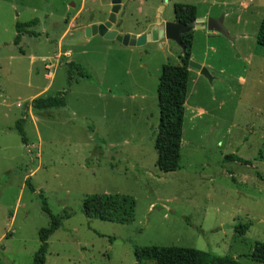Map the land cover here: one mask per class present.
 <instances>
[{
    "label": "rangeland",
    "instance_id": "rangeland-1",
    "mask_svg": "<svg viewBox=\"0 0 264 264\" xmlns=\"http://www.w3.org/2000/svg\"><path fill=\"white\" fill-rule=\"evenodd\" d=\"M82 4L0 0V264L34 263L39 232L51 223L41 193L54 216L72 213L49 238L46 264H136L135 248L147 246L256 264L242 257L264 243V47L256 40L264 0H86L81 28L63 32H69L64 49L73 57H61L54 86L42 96L65 90L66 107L53 110V119L37 116L30 101L50 83L42 56L61 42L63 23L51 26L47 39L45 19L34 28L40 42L23 39V49L38 58L35 65L18 54L16 23L44 13L76 14ZM176 4L196 6L198 19L224 16L231 39L193 31L180 169L164 173L155 149L158 86L163 66H180L183 50L167 38L137 48L107 37H136L158 19L175 22ZM108 11L116 22L109 29ZM92 22H103V33L89 35ZM68 61L82 65L91 78L72 73L70 80ZM20 120L25 144L16 129ZM230 155L251 165L225 161ZM94 194L134 198L135 222L87 218L83 203ZM247 224L246 235L236 233Z\"/></svg>",
    "mask_w": 264,
    "mask_h": 264
},
{
    "label": "trees",
    "instance_id": "trees-1",
    "mask_svg": "<svg viewBox=\"0 0 264 264\" xmlns=\"http://www.w3.org/2000/svg\"><path fill=\"white\" fill-rule=\"evenodd\" d=\"M175 22L183 26H190L198 19V8L194 5L176 4ZM40 24L38 19L28 23H17V36L14 45L19 46L23 35H35L33 30ZM257 44L264 47V18L262 20L258 35ZM184 47L180 66L164 65L158 86V105L160 109V123L155 138V149L158 154L157 165L164 173L177 172L180 169L181 149L184 137V125L186 118V103L189 96L190 85V62L194 42V32L191 31L181 36ZM69 78L72 80L76 73L82 79H90L91 76L79 64L71 63L68 66ZM38 116L53 119L51 110L66 107L64 94L52 98H39L32 102ZM16 129L22 137L24 144L27 142L23 129V120L16 124ZM225 161L236 162L241 165L250 166L251 162L239 158L237 155H230ZM235 181V179H234ZM32 192L35 188L29 183ZM43 201V210L51 217L48 228L39 232L40 247L36 252L33 264H46L50 245L49 238L55 234L63 224V221L70 219L72 213L68 210L62 216H54L46 202L43 193L40 194ZM137 202L134 198L121 194H94L85 198L83 203L84 215L92 220L131 225L135 222ZM250 225L236 227V233L244 236L249 231ZM136 264H243L231 257H220L196 249L179 247L147 246L136 247L134 250ZM247 261L264 264V243H256L250 255L242 257Z\"/></svg>",
    "mask_w": 264,
    "mask_h": 264
},
{
    "label": "crops",
    "instance_id": "crops-1",
    "mask_svg": "<svg viewBox=\"0 0 264 264\" xmlns=\"http://www.w3.org/2000/svg\"><path fill=\"white\" fill-rule=\"evenodd\" d=\"M81 1V0H80ZM83 1V3L85 4L86 3V0H82ZM76 4V3H75ZM75 4H73V7L75 6ZM84 4H82L83 6L81 7V6H76V9H74V10H76L77 12H76V14H70L71 12H68L67 14H63V16L62 17H58V18H54V15L53 14H49V15H47V14H43V17L42 18H33L32 20H34V19H38L39 20V22H40V24L37 26V27H43L44 26V20L46 19V20H48V22H50V26H48V25H45L44 27H43V31H44V34L46 35V38L48 39V38H50L51 37V35H50V31L52 32V30H51V26H56V25H58V24H61V23H63L62 24V26H60V32H64V29H65V27H69V28H71V27H73V29H80L81 27H79V20H80V18H81V16H82V13H83V11H85V9H86V7H85V5ZM67 8H69L68 7V5H67ZM110 13V14H109ZM113 13V12H112ZM112 13H111V11H108V13L107 14H109L110 15V17H111V15H112ZM109 17V18H110ZM32 20H28V21H25V22H19V21H17V23H28V22H30V21H32ZM105 20V19H104ZM104 22V21H103ZM103 22H101V23H93L92 22V25L94 24L95 26H97L98 27V25H101ZM16 23V24H17ZM64 23H65V25H64ZM116 24V22H114L113 24H112V27L114 26ZM162 24H164V25H166L167 23H162ZM169 24V23H168ZM171 24H176V22H172ZM153 25H156V23L155 24H150L149 25V27L148 28H146V30L145 31H143V32H140V33H137V36L136 37H133V38H136V39H138V38H140V37H142L143 35H146V34H148L150 31H151V29L153 28L152 26ZM88 26H90V25H87L86 27H88ZM111 27V28H112ZM152 27V28H151ZM68 28V29H69ZM72 29V28H71ZM195 30V29H194ZM193 30V31H194ZM31 32H33L35 35H33V36H30L29 34H25V35H23V37H22V40H21V43H20V45L19 46H16L17 48H18V54H21V56H23L24 58H28L30 61H31V63H33V65H35L37 62H38V58L37 57H35V56H33L32 55V53H30V54H27L28 52L26 51V50H24L23 49V47H22V44H23V39H25V37L26 36H29V37H32V38H34V40L35 41H38V42H40V40L42 39L41 38V34H39L38 33V31H37V29H33V30H30ZM58 34H61V33H59V32H56V35H58ZM120 34H122V35H124L122 32H119V34H117V35H120ZM67 35H69V32H67V34L65 35V33H63L62 34V36L61 37H63V38H61V42H59L57 45H56V48H53L52 50H50L49 51V54H47L46 56H42V62L45 64L44 65V70L45 71H47V73L45 74V79L46 80H48L50 83L48 84V85H46V88L44 89V90H42L41 92H39L38 94H36L35 96H33L32 97V99H31V101H30V103H31V105H32V102L34 101V100H36V99H39L38 97H42V96H44V95H47L48 93H50L51 92V89L53 88V86H54V81H55V78H56V72H57V70H59V69H61V68H59V67H57L58 66V64H59V62H60V60H61V57L62 56H65V57H73V53H72V51H71V49H66L67 51H65V45H64V38L67 36ZM122 35H120V36H122ZM46 39V40H47ZM107 39H109V40H115V37L113 36H108L107 37ZM49 45L50 46H53L52 44H50L49 43ZM67 52V53H66ZM15 55V54H14ZM35 55H37V54H35ZM15 57V56H14ZM40 59V58H39ZM73 59V58H72ZM10 61H15V59H13V58H11L10 59ZM69 62V61H68ZM71 63H74V64H77L76 62H74V61H70L69 62V64H71ZM82 66V65H81ZM54 67H56L55 69H54ZM83 67V66H82ZM54 69V70H53ZM202 69L203 68H200L199 70H200V74H202ZM67 71H68V69H66ZM36 72H37V74H39V72H38V69H36ZM32 73V72H31ZM69 75V74H68ZM68 78H69V76H68ZM70 79V78H69ZM59 94H64L65 95V99H66V91L64 90L63 92H58V94L57 95H59ZM56 95V96H57ZM52 97H55V96H52ZM52 97H50V98H52ZM43 98V97H42ZM45 99H48V98H45ZM66 104H67V102H66ZM53 110H55V109H53ZM53 110H51V111H53ZM54 114V113H53ZM37 116H38V114H37Z\"/></svg>",
    "mask_w": 264,
    "mask_h": 264
},
{
    "label": "water",
    "instance_id": "water-1",
    "mask_svg": "<svg viewBox=\"0 0 264 264\" xmlns=\"http://www.w3.org/2000/svg\"><path fill=\"white\" fill-rule=\"evenodd\" d=\"M160 18V16H159ZM115 22V16L114 14L111 15L109 22L104 25L106 28H110L111 25ZM208 30L210 32H215L220 35H223L224 37L231 39L228 31L226 30L224 26V16L218 19H197L196 23L190 26H183L181 24H162L161 20L158 19L156 22V25L152 28L151 32L143 35L142 37L138 39H133L130 36H116L115 40L122 44L125 47H143L148 43H157L163 39H171L174 40L182 50L184 49L182 42H181V36L189 33L193 30ZM97 33H103V31L97 27L94 26L92 29H88V34L92 35ZM113 37V36H112ZM200 69V68H199ZM202 74L208 77V73L205 69H202Z\"/></svg>",
    "mask_w": 264,
    "mask_h": 264
}]
</instances>
